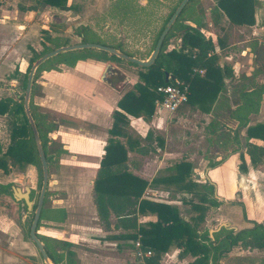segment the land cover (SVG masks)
I'll return each mask as SVG.
<instances>
[{
  "label": "trees",
  "instance_id": "trees-1",
  "mask_svg": "<svg viewBox=\"0 0 264 264\" xmlns=\"http://www.w3.org/2000/svg\"><path fill=\"white\" fill-rule=\"evenodd\" d=\"M33 1L36 6H41L42 8L48 6L60 11L72 9L67 4L68 0ZM194 1L191 0L192 5H194ZM254 3V0H219L217 8L212 11L211 22L217 25L220 14H222L231 25L252 26L254 24ZM18 8L20 11H39L37 7L25 8L24 6H19ZM191 22L194 26L184 27L183 25H176L172 28L169 35L165 37L154 63L147 68H139V83L135 84L132 90L124 93L117 102V110L112 113L113 123L109 130L110 138L104 147V154L93 185L97 215L99 221L104 225H108L109 218L114 216L116 228L135 231L138 228L136 217L138 213L149 212L156 216L154 223H149L145 228L137 230L134 235L128 237L135 240L137 235L140 236L143 249L151 250L154 253V258L150 261L151 264H158L161 256L171 246H176L184 254L194 257V261L190 264H218L223 255L230 252L237 245L250 250L264 252V224L261 223H253L251 229H244L237 233L222 227L219 232L213 234V239L209 237L207 230L199 233V227L204 224L205 213L208 208H216L220 202L215 199L214 185L209 181L206 180L203 184L191 181V175L193 174V165L191 163L180 161L171 165L166 170V175L154 178L151 184L134 176L129 172L127 166V152L133 150L138 144V141L130 140L129 136L125 144L119 139L128 135L126 132L129 128L127 115L146 120L153 113L155 100L160 98L155 92L157 87L170 84L175 79L183 81L189 86L187 102L179 107L177 110L179 114H182L187 107L193 110L198 108L203 112H208L219 95L225 93V80H228L229 84H233L236 80L243 81V83L240 82L231 86L240 99L236 105L235 113L239 125L245 128V153L251 165H257L264 160V124L258 123L248 126V116L256 113L258 109L257 103L248 98V95L251 93H264V81L262 83L254 82L251 88H247L248 84L251 85L252 78L258 75H262L264 78V69L256 66L253 68L254 71L250 77L244 74H239L237 75L238 77H235L231 66L219 65L220 57L216 52V46L219 49L224 48L226 37L218 38L216 43H214L202 33L203 30L209 31L208 23L198 22L194 19H191ZM173 31L182 32L181 40L178 42L177 48L167 50L168 39L173 34ZM160 33L161 30L157 33V38L145 58L124 51L119 44H106L100 41L88 40H83V43L100 44L113 48L129 57L146 60L150 57ZM79 36L84 37L85 35L81 33ZM67 45V43H59L54 49ZM54 49H45L42 53H36L31 50L33 55L28 60V65L20 80L23 94L17 99H0V116L9 118L8 144L3 146L0 142V170L6 174L12 169L23 170L28 165L33 166L37 172L39 189L41 188L42 169L31 126L24 110L23 98L27 76L32 65L43 55ZM89 58H98L111 63L123 62V60L107 52L85 49L61 53L50 58L41 64L33 75L28 108L38 131L48 169L50 165L48 144L57 142L58 138L52 140L48 137L49 133L55 130V125L50 123L47 130L44 131V118L37 113L38 107L34 104V97L38 95L35 83L36 74L40 71L57 70L56 67L46 66L48 62L53 60H57L59 65L73 67L77 62L85 61ZM130 65L137 67L134 64ZM199 71H202V74ZM209 127L207 131L213 133L214 125L211 124ZM235 138L233 142H236ZM152 139L151 132H148L144 141L151 143ZM251 140H257L263 144H257L251 142ZM156 141L162 147L163 140L156 139ZM135 150L140 153L144 152L143 150ZM238 158L240 160L238 164L239 170L241 172L245 171L246 162L244 155L239 153ZM219 163L211 164L209 167L213 168ZM160 184L165 185L167 188L175 186L177 191L189 193L193 196L195 200L184 201L195 213V216L190 221H185L179 217V211L175 205L144 199L143 195L148 186L157 187ZM0 193L11 196V184L0 186ZM47 196L48 191L45 192L44 207L47 203ZM30 200H32V197ZM35 208L36 204L32 205V210H35ZM23 210L27 211L26 206H24ZM243 216L245 217L244 212ZM41 218L40 214L35 233L40 242L43 239L37 234V231L40 227ZM31 222L27 225L28 235ZM43 248L52 264L61 262V259L59 261L55 258L46 244H44ZM70 256L71 252H67L65 255L67 260Z\"/></svg>",
  "mask_w": 264,
  "mask_h": 264
},
{
  "label": "rangeland",
  "instance_id": "rangeland-1",
  "mask_svg": "<svg viewBox=\"0 0 264 264\" xmlns=\"http://www.w3.org/2000/svg\"><path fill=\"white\" fill-rule=\"evenodd\" d=\"M216 1L217 0H195L194 2H196V4L192 7L191 16L192 19L198 22L208 23L209 31H204L203 34L205 37L213 40L214 43H216L218 38L226 37L225 47L222 48V50L216 46V51L220 50L219 65H231L237 61L244 63L241 53L246 52L248 54L253 53L254 55L253 68L260 66L264 69V0H254V24L252 26L231 25L228 19L222 14H220L218 24H212V19L210 17L212 11L217 8ZM20 2L26 5L29 4L31 5L30 7L39 8L40 13L31 18L35 26L31 29L33 33L32 38L22 43L18 42L15 49L11 51L9 55L5 52L0 54V87H2L0 99H17L23 94L20 81L21 74L16 75L15 68L24 72L28 60L33 55V52H29L27 48L30 45H32L37 53H42L45 49H54L59 43H67V46H72L83 43V40H98L106 44H119L124 51L145 58L154 42L153 37L157 33V29L168 10L166 7L169 6L165 4L166 7H163L158 4L151 5V3H149L146 8L152 7L156 13H150L149 16H144L139 13V11H136L132 16L126 18L124 21H120L118 18H111L107 8V0H68L67 4L72 8L69 11H60L48 7L43 9L41 6H36L33 0H20ZM81 33L85 36L80 37L79 35ZM177 44L178 42L174 40L169 41L167 50L177 48ZM148 59L143 61H147ZM84 64L89 67H98V69H100L98 75L99 80L102 77L104 68L107 67L108 64L114 67L115 74L112 79L106 83L103 81V84L110 86L113 90L111 94L112 101L117 98V85L120 86L124 84L121 93V95H123L127 91L132 90L135 84L139 83V67L130 65L125 61L111 63L98 58H89ZM46 66L56 67L57 70H59L57 66L60 67L57 60L48 62ZM63 71V69L60 72L40 71L36 74V91L38 90L40 92L38 94H40L41 97H35L34 102L41 104V106H38L37 113L44 118L45 125L43 130L46 131L48 125L52 122L55 123V126H57L56 123H67L68 125L76 126V128L81 127L83 129H90L91 125L89 123L78 120L56 109V107H58V105L60 106L62 103L61 101L71 103L73 98H78L77 94H71L69 96L68 91V93L63 92L62 88L69 87L68 85H70L69 89H71V81L74 80H72L71 75H67L65 79H63L60 75ZM257 81L263 82V76L258 75ZM69 91L71 92V90ZM227 91L228 97L226 95ZM234 91L232 86L229 85L225 93L219 95L218 99L212 104L211 110L208 112H203L197 108L196 110L198 111L195 113L186 112V117L184 118L179 117L181 113L179 114L178 111L172 115L166 114L164 118V128L161 131L166 141L165 144L163 142L162 148L164 147V150L170 149L178 151L180 154L176 159L178 161L181 160V156L184 159V156L189 157V155L194 154L193 163L200 173H203L206 168H210L209 165L211 164L217 163L218 161L224 162L225 158L229 156L228 153L230 151L237 150L238 153H240V149L244 151L245 142L243 137L237 139L236 136V142H233L235 136L230 134V132L233 131V126L229 118L237 119L235 108L240 101ZM263 95L264 93L258 94L257 96L256 103L258 109L256 114L259 115L253 118L256 123H264ZM154 113L155 110H153L152 115L148 117L146 121L154 117ZM8 122L9 118L7 116H4V119L0 120L2 125V130L0 129V139L4 144L8 142ZM210 123L214 125L213 133L206 131V127H209V125H211ZM238 126L240 125L238 124ZM220 134L222 135L221 137H219ZM54 135L55 132L51 133L48 137L54 139ZM156 139L163 140V138L159 136H157ZM59 148L60 145L57 142L48 144V154L50 156V169H48V181H50V183L46 190L48 191V205L54 200L52 196L57 193L49 189L52 181L50 171L55 172L54 166L56 164V155ZM162 148H160L158 152H155L154 155L150 154L146 156L147 158L144 157L140 159V166L141 164H145V167L141 168L143 173H151L153 171L152 168L155 166L154 161L156 159L157 164L158 161L156 157L158 155L161 156L163 152V150H161ZM235 152H231V154H236ZM200 157L204 158V161H200ZM166 162L169 163V161ZM251 167L253 168V180L247 182L245 187L241 188V191L232 190L228 174L231 163L230 165L225 164V167L220 169L215 166L208 170V173H210L208 175L209 178L211 177V179L218 183V190L216 191L218 196L227 194L231 197L227 203H221L222 207L217 213L221 214L224 218L218 222V225L230 227L231 225L227 218L238 215L241 219L242 212H244L246 216L252 217L254 220L263 219L264 222V160ZM236 169L241 172L238 165H236ZM14 170L21 171L19 169ZM196 174L199 173L194 172L193 176H191L192 182L196 179ZM38 181L36 172V182L31 193L33 205L37 204L41 189L38 188ZM28 182V178H25V181L22 183L23 191L25 187L29 186ZM8 197V199L0 198V215L11 220L10 225L12 230L9 236L11 245H9L7 241L3 245V247L6 248L0 249V264H45L38 251L34 252L33 257L29 255L31 253L29 247L32 248L34 244L30 241L27 225L32 221L35 210L31 209L30 211H24V207H21L20 202H14L12 197ZM188 199L195 200L191 195ZM182 210L184 217L195 215L190 207H183ZM52 213L57 215V213L60 214V211L53 210ZM207 216L210 217L211 214L208 213ZM12 242H14V244H12ZM8 249L11 250L8 251ZM32 251H34L33 248ZM10 252L17 254L15 260L12 258L13 262L7 259V256H11ZM247 255V258H250L251 264H264V254L261 252H251ZM3 258H5V261H3Z\"/></svg>",
  "mask_w": 264,
  "mask_h": 264
},
{
  "label": "crops",
  "instance_id": "crops-1",
  "mask_svg": "<svg viewBox=\"0 0 264 264\" xmlns=\"http://www.w3.org/2000/svg\"><path fill=\"white\" fill-rule=\"evenodd\" d=\"M19 6H24L26 8L31 5L23 4L20 0H0V54L5 52L9 55V53L15 49L18 42L22 43L33 36L31 29H33L34 24L31 18L40 13V11H20L18 8ZM47 7L48 6H45L43 9ZM203 32L204 30L202 33ZM27 48L29 52L34 50L32 45ZM220 50L216 51L219 57ZM241 57L244 59V63L237 61L229 66H231L235 77H238L237 75L239 74L250 77L254 71L252 67L254 55L253 53L248 54L243 52L241 53ZM84 62L85 61H79L73 67L60 65V67L57 66L59 70H51L60 72L63 69L64 71L60 74L63 79H65L67 75H71L72 80L74 79L71 81V89H69L70 85H68L69 87L62 88V90L65 93L69 92V96L71 94H77L78 96L77 99L73 98L74 100L72 99L71 103L61 101L62 103L60 106L58 105L56 109L78 120L89 123L91 128L83 129L81 127L76 128V126L68 125L67 123H56L57 126H55V130L52 133L55 132L54 139L58 138L57 143H59L60 148L56 155L55 172L50 171L52 181L49 190L52 189L57 193L52 196L54 200H52L50 205H48V203H46L45 207L43 205L41 210L42 218L40 220L39 232L37 231V233L43 239L41 242L42 246L44 247V244H46L55 258L59 261L61 259L59 264H135L133 257L134 239L128 237L134 235L137 230L145 228L149 223H154L156 221V216L149 212H144L143 214L138 213L136 216L138 228L135 231L116 228L114 216L109 218L108 225H104L99 221L94 203L93 185L100 167V161L104 154V147L107 145V141L110 138L109 130L113 123L112 113L117 110V102L122 97V92H117V98L112 101V88L103 84L101 78L100 80L98 79L100 69H98V67H89L85 65ZM24 72L15 68V74H21V78ZM257 77L258 76L252 78L251 85L248 84L247 86L248 89L254 85V82L262 83V81H257ZM240 82L243 83V81L236 80L233 84H238ZM225 84L226 88H228L229 85H233L229 84L228 80H225ZM1 90L2 87H0V91ZM69 90H71V92ZM227 94L228 91L226 95ZM257 96V93H251L248 95V98L256 102ZM40 97L41 95L38 96V98ZM34 104L37 107L41 106L39 103L34 102ZM197 111L196 109L193 110L187 107L179 117L184 118L186 117V112L195 113ZM254 114L248 116V126L262 123H256L253 120L255 116L259 115L256 113ZM165 115V113H161L147 121L140 117L136 118L127 115L129 128L126 132L128 135L125 138L121 137L119 139L124 144L127 143L128 136L130 140L138 141L135 148L127 152V166L129 172L151 184L154 178L166 175V170L171 165L180 161L191 163L193 165V174L194 172L199 173L195 175L196 179L193 180V182L203 184L206 180L209 181L214 185L215 199L220 202L218 207L208 208L205 213L204 224L199 227V233H203L207 230L211 239H213V234L219 232L222 227L237 233L244 229H251L253 223L264 224L263 219L254 220L252 217L246 215L244 217L242 212L241 219L238 215L227 218L229 219L230 227L218 225V222L224 218L221 214L217 213L222 207L221 203H227L231 197L227 194L218 196L216 192L218 190V183L208 176L210 174L208 173L210 168H206L203 173H200L193 163L194 154L189 155V157L184 156V159L181 156V160L178 161L176 160L178 155H180L178 151L170 149L164 150V147L162 148L157 145V136L163 138L164 144L166 141L165 136L161 132L165 124ZM3 119L4 116H0V120ZM229 120H231L233 126V131L230 132V134L235 137L237 136V139H240V137L244 139L245 150L242 151V149H240V153L244 155L246 170L239 172L236 169V165L239 164V153L237 150H235L236 152L230 151L228 153L229 156L225 158L224 162L218 161L220 163L217 165V168H223L225 164L230 165L231 163L228 174L232 190L241 191V188H244L247 182L253 180V168L251 166L255 165L249 163L245 153V128L238 126L239 121L237 119L229 118ZM1 128L2 125L0 123V129ZM207 130L208 127H206V131ZM148 132L152 134L153 141L151 143L144 141ZM50 134L51 133H49V135ZM221 136L220 134L219 137ZM0 142L3 146L8 144V142L4 144L1 139ZM251 142L263 144L257 140H251ZM160 148H162L161 150H163V152L161 156L158 155L156 157L158 162L156 164L155 159V166L152 168L153 171L151 173H143L141 168L145 167V164H141L140 166V159L144 157L147 158L146 156L150 154L154 155ZM135 149L143 150L144 152L140 153ZM231 152H235L236 154H231ZM199 160L204 161V158L200 157ZM166 161H169V163ZM193 174L191 176H193ZM25 178H28L29 181L31 198V193L36 182V170L33 166L28 165L21 171L12 169L6 174L0 170V186L11 184V188L19 187L22 190V183L25 181ZM49 183L50 181H48V184ZM144 193V199L149 201L175 205L179 211V217L185 221H190L192 216H195L189 215L188 217H184L182 208L190 207L184 202L190 200L188 199L190 194L177 191L175 186H170L169 188L162 184L157 187L148 186ZM8 196L7 194L0 193V198L2 199H8ZM10 197H12V194ZM31 201L33 202V200ZM53 210L60 211V214L57 213V215H54L52 213ZM208 213L211 214L210 217L207 216ZM10 224L11 220L0 215V249L6 248L3 247V245L7 241L9 245H11L9 236L12 228ZM12 244H14V242H12ZM32 248L34 251H32ZM32 248L29 247L31 252L29 255L31 257H33L34 252L37 251L35 245ZM9 250L11 249H8V251ZM256 251L257 250L243 248L240 245L234 246L230 252L223 255L218 264H251L250 258H247V254ZM67 252H71V256L68 260L65 257ZM261 253L264 254V252ZM10 254L11 256H7V259L13 262L17 254L13 252H10ZM5 258H3V261H5ZM193 261L194 257L189 254H184L182 250L176 246H171L167 252L161 256L158 264H190ZM48 263L52 264L49 259Z\"/></svg>",
  "mask_w": 264,
  "mask_h": 264
},
{
  "label": "water",
  "instance_id": "water-1",
  "mask_svg": "<svg viewBox=\"0 0 264 264\" xmlns=\"http://www.w3.org/2000/svg\"><path fill=\"white\" fill-rule=\"evenodd\" d=\"M186 2H187V0H184L180 4V6L176 9L175 13L173 14L171 19L169 20V22L166 24L165 28L163 29L160 36L158 37V40L156 41L155 47H154V49H153V51H152V53H151V55L147 61L138 60L136 58L129 57L123 53L116 51L113 48L102 46L100 44L81 43L78 45L63 46V47L56 48V49L48 52L47 54L43 55L41 58H39L32 65V67L28 73V76H27V82H26V87H25V91H24V98H23V106H24L25 113L27 115L28 121H29L30 126H31L34 141H35V144L37 147L38 156L40 159V164H41V169H42V185H41L38 201L36 204V208L34 211V216H33L30 228H29V238H30L31 242L35 245L37 251L39 252V255L41 256L42 260L46 264H49L47 254H46V252L42 246V243L39 241V239L35 235L37 224L39 222L41 210L43 207L45 192H46V189L48 186L47 162H46L45 155L43 153L42 146H41V143L39 140L38 131L35 127L34 121H33L32 117L29 113V108H28L30 93H31V87H32V80H33V75L35 73V70L41 64H43L45 61H47L48 59L53 58L54 56H57L61 53L79 51V50H85V49H94V50H98V51H104V52H107L109 54H112V55L118 57L119 59H121L127 63L134 64L139 68H147L154 63V61H155V59H156V57H157V55L161 49L162 43H163L167 33L169 32L173 22L175 21V18L177 17V15L179 14V12L181 11L182 7L184 6V4ZM108 68H111V67L110 66L105 67L104 73L107 71ZM103 78L104 77L101 78L102 81L104 80ZM11 192H12V199L15 202H20L21 207L26 206L27 211H30L32 209L33 202L30 200V192L31 191H30L29 186L25 187L24 191H22L19 187H12Z\"/></svg>",
  "mask_w": 264,
  "mask_h": 264
},
{
  "label": "flooded vegetation",
  "instance_id": "flooded-vegetation-1",
  "mask_svg": "<svg viewBox=\"0 0 264 264\" xmlns=\"http://www.w3.org/2000/svg\"><path fill=\"white\" fill-rule=\"evenodd\" d=\"M107 1H108L107 8H108V12H109L111 18H118L120 21H124L126 18L132 16V14H134L136 11H139V13L143 14L144 16H149L150 13H156L154 11V9H152V7L146 8V6L149 3H151V5L158 4L159 6H163V7H166V5H169L168 7H166L168 10L165 13V16L163 17V20H162L159 28L157 29V33H158L160 30H161V32L163 31L166 24L169 22V20L171 19V17L175 13L176 9L180 6V4L184 0H107ZM218 1L219 0L216 1V5H217ZM194 4H196V2ZM140 6H143V7H140ZM134 7H137V8H134ZM192 7H193V5L191 3V0H187V2L182 7L181 11L179 12L177 17L175 18V21L173 22L169 32L176 25H183L184 27H187V26L191 27L192 26V24H193L191 22ZM193 26H194V24H193ZM169 32L167 33L166 36L169 35ZM157 33L153 37V40H156ZM181 35H182L181 31H178V32L173 31V34L170 36V38L168 40L169 41L174 40L176 42H179L181 40ZM108 66H110L111 68H108L105 73L103 70V74H102V77H104L103 81H105V83L107 81H110V79H112V77L115 74L114 67L110 64H108ZM42 72H45V71H42ZM46 72H48V71H46ZM122 87H124V84H122L120 86L117 85L116 86L117 91L122 92L123 91ZM38 93H40V92L38 91ZM38 96H40V94L36 95L35 97H38ZM35 97H34V99H35ZM53 124L55 125V123H53Z\"/></svg>",
  "mask_w": 264,
  "mask_h": 264
},
{
  "label": "built area",
  "instance_id": "built-area-1",
  "mask_svg": "<svg viewBox=\"0 0 264 264\" xmlns=\"http://www.w3.org/2000/svg\"><path fill=\"white\" fill-rule=\"evenodd\" d=\"M199 73L202 74V71ZM155 92L160 96L154 102L155 116L161 113L172 115L187 102L189 86L187 83L175 79L170 84L157 87ZM133 257L135 264H151L150 261L154 258V253L151 250L143 249L139 235L133 241Z\"/></svg>",
  "mask_w": 264,
  "mask_h": 264
}]
</instances>
